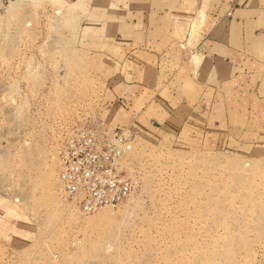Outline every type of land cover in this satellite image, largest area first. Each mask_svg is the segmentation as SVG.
<instances>
[{
  "label": "rangeland",
  "instance_id": "1",
  "mask_svg": "<svg viewBox=\"0 0 264 264\" xmlns=\"http://www.w3.org/2000/svg\"><path fill=\"white\" fill-rule=\"evenodd\" d=\"M10 0L9 2H11ZM0 0V200L35 224L14 264H264V129L182 147L117 131L113 206L83 214L61 195L59 151L74 125L107 132L106 85L76 48L79 9L58 0ZM108 133V132H107ZM111 133V132H110Z\"/></svg>",
  "mask_w": 264,
  "mask_h": 264
},
{
  "label": "crops",
  "instance_id": "2",
  "mask_svg": "<svg viewBox=\"0 0 264 264\" xmlns=\"http://www.w3.org/2000/svg\"><path fill=\"white\" fill-rule=\"evenodd\" d=\"M58 1L79 9L76 48L106 85L107 132L184 147L233 140L252 121L264 129V0ZM35 231L0 200V264Z\"/></svg>",
  "mask_w": 264,
  "mask_h": 264
},
{
  "label": "built area",
  "instance_id": "3",
  "mask_svg": "<svg viewBox=\"0 0 264 264\" xmlns=\"http://www.w3.org/2000/svg\"><path fill=\"white\" fill-rule=\"evenodd\" d=\"M118 132H100L74 125L59 151L58 176L61 195L83 214L101 206H113L128 194L130 180L116 173L124 151Z\"/></svg>",
  "mask_w": 264,
  "mask_h": 264
},
{
  "label": "bare ground",
  "instance_id": "4",
  "mask_svg": "<svg viewBox=\"0 0 264 264\" xmlns=\"http://www.w3.org/2000/svg\"><path fill=\"white\" fill-rule=\"evenodd\" d=\"M10 3V5H8V9H7V12L9 13V14H11V13H15V11H18V10H20V9H22V8H20V5L18 4V0H14V1H11V2H9ZM102 208V207H101Z\"/></svg>",
  "mask_w": 264,
  "mask_h": 264
}]
</instances>
